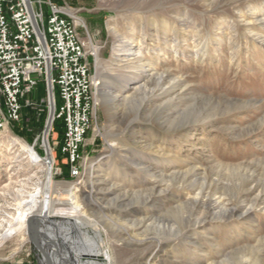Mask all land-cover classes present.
Here are the masks:
<instances>
[{"label": "rangeland", "instance_id": "obj_1", "mask_svg": "<svg viewBox=\"0 0 264 264\" xmlns=\"http://www.w3.org/2000/svg\"><path fill=\"white\" fill-rule=\"evenodd\" d=\"M53 1L74 12L94 53L95 113L81 148L82 175L70 178L53 152V180L72 185L71 200L87 223L71 228L65 245L85 243L91 252L70 260L264 264V0ZM119 43L125 55L115 54ZM160 73L178 84L150 101L167 87L147 82ZM123 76L131 88L121 90ZM101 91L119 95L113 109L103 108ZM31 102L19 122L0 130V233L46 175L44 162L28 157V150L44 156L43 82ZM60 134L53 122L50 148ZM94 229L107 262L91 245ZM34 252L26 231L0 239V264H41Z\"/></svg>", "mask_w": 264, "mask_h": 264}, {"label": "built area", "instance_id": "obj_2", "mask_svg": "<svg viewBox=\"0 0 264 264\" xmlns=\"http://www.w3.org/2000/svg\"><path fill=\"white\" fill-rule=\"evenodd\" d=\"M0 0V130L19 122L43 82L53 122L61 129L56 150L70 178L85 168L81 148L95 113L90 51L81 39L71 9L53 0Z\"/></svg>", "mask_w": 264, "mask_h": 264}, {"label": "bare ground", "instance_id": "obj_3", "mask_svg": "<svg viewBox=\"0 0 264 264\" xmlns=\"http://www.w3.org/2000/svg\"><path fill=\"white\" fill-rule=\"evenodd\" d=\"M119 41H121V40H119ZM127 50H131V48H128ZM123 51H125L123 48V45L121 43L117 44V46L115 48V54L116 55H125L124 53H122ZM96 61H97L96 62V66H97V64H98V57L97 56H96ZM147 64H148V62L140 65L139 69L135 70V72L137 73L136 78L141 77V73H140L141 70L140 69L144 68L143 66L147 65ZM167 78H168V73H164V74L160 73V74H156V75L151 76L147 80V82L154 83L156 86H159L160 88H161V85H163V84L167 85L166 89L161 91V93H151L150 96L148 97V100L152 101L156 98H159L161 94L168 93L171 91V89H173L175 86H177V84H178L177 82H175L173 84H169L170 81H168ZM121 79L123 80V85H121V90H126L127 88H131L130 86L128 87V84H129V81H128L129 77L128 76H123ZM114 80H116V78L114 76L109 77V79L106 80V85L110 84ZM97 96L100 97V99H101L100 103L102 104L103 108L106 111H108V110L114 108L115 104L113 102L116 101V98L119 95L117 93L113 92V93H111L112 99H110V98H107V96H108L107 91L106 92L101 91L98 93ZM127 98H129V97H127ZM127 98H125V99L128 101L129 99H127ZM126 105H127L126 103H123V107H124L123 111L125 112V114H126ZM190 126L194 127L192 125H190ZM42 145H43V138H42ZM47 146L49 149V159H50L49 162H46L45 154H44V156H41L38 153H36L35 151L33 152L32 150H28V157L30 158V160L35 161V162H40V161L44 162L46 175H45V178L43 179V181L40 182V185L36 186L35 190L29 195V199H27V200L23 199L22 201L18 202V204H17L18 212H17L16 216L12 218L13 221L8 225V227L4 228L3 232L0 233V239H3L4 237L11 235L18 230L26 231V233L28 234L27 223L29 220H32V223L35 225V230H36V232H34V235L32 236V243H33V247H34L33 249L35 250L37 256L40 258L41 262H43L45 246H44V242L40 241L39 239L42 240L43 236L46 235L49 237V239L52 243L51 252H50V259H49V262L51 264H59L57 256H59V258L61 259V262L68 260V261H70L71 264H83V263L84 264H94V262H92V261L83 262L80 257H77L75 260L74 259L70 260V257L72 254L75 255V254H79V253L83 254L82 252H85V253L91 252L89 250V248L87 249L86 247H84L85 243L82 244L83 247H79V248L76 247L75 244L72 247L71 246L66 247V245H65L66 241L69 239L70 229L73 228L74 226H79V223L82 226L84 224H87V223L82 222V220L84 218L82 217V214H80L79 212L76 211V209H75L76 206L73 205V201L71 200L73 198V194H72L73 187H72V185L62 187V185L57 184L53 180V170H54V166L56 163L55 162L56 159L54 158L53 150L49 146L48 138H47ZM112 190L105 191L103 193V195L112 192ZM54 193L55 194L67 193L70 200L69 199L65 200V199L60 198V197L56 198V197H54ZM63 203L67 204L69 206L67 208H60V207L55 208V204H63ZM201 221L202 220H200V222ZM199 223H198V225H199ZM65 224L67 225L66 227L64 226ZM35 233H37V234H35ZM94 234L96 236H94V238L92 239L93 242L91 244V245L96 246V248H97V250H95L94 252L97 256H101L102 259L107 262V260L109 258V254L106 250L101 248L103 237H101L100 232L98 230H95V229H94ZM28 236H29V234H28ZM144 264H154V263L149 262V260H146Z\"/></svg>", "mask_w": 264, "mask_h": 264}, {"label": "water", "instance_id": "obj_4", "mask_svg": "<svg viewBox=\"0 0 264 264\" xmlns=\"http://www.w3.org/2000/svg\"><path fill=\"white\" fill-rule=\"evenodd\" d=\"M25 3L27 5V7H28V10H29L30 14H31V18H32V22H33L34 28H35L37 34L41 37V35L39 33V30H38V27H37V24H36V22L34 20L33 14H32L30 1L29 0H25ZM52 121H53V103H52V93H51L50 88H49V113H48V117H47L44 129H43V133H42L43 148H44V154H45V157H46V162H49V160H50L49 159V149H48V146H47V135H48V132L50 130ZM27 230H28V234H29L28 239H29V242H30V246H31V249L34 252V249H33L34 247H33V243H32V236L34 235V232H36V230H35V225L32 223V220L28 221ZM35 234H37V233H35ZM39 240L43 241L44 242V246H45L43 262H41V260H40V262H41V264H51L49 262V259H50V252H51L52 243H51L49 237L46 236V235L43 236L42 240L41 239H39ZM34 254L36 255L35 252H34ZM57 257H58L59 264H61V259L59 258V256H57Z\"/></svg>", "mask_w": 264, "mask_h": 264}, {"label": "trees", "instance_id": "obj_5", "mask_svg": "<svg viewBox=\"0 0 264 264\" xmlns=\"http://www.w3.org/2000/svg\"><path fill=\"white\" fill-rule=\"evenodd\" d=\"M59 130H60V133H61V129L59 128Z\"/></svg>", "mask_w": 264, "mask_h": 264}]
</instances>
